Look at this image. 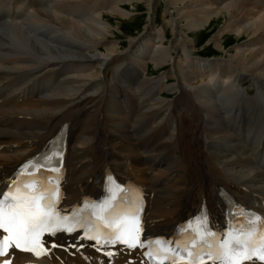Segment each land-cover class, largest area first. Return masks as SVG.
I'll return each mask as SVG.
<instances>
[{"label":"bare ground","instance_id":"1","mask_svg":"<svg viewBox=\"0 0 264 264\" xmlns=\"http://www.w3.org/2000/svg\"><path fill=\"white\" fill-rule=\"evenodd\" d=\"M103 1L91 3L115 16H128L117 7L120 2L122 6L131 0ZM22 2L10 0V10H0V62L6 61V68H0V180L7 178L22 159L44 148L60 127L68 125L65 201L99 195V180L113 163L123 174H136L139 181L150 186L146 215L149 233L169 235L177 222L191 215L202 197H207L214 217H220L226 200L218 199L219 186L238 196L249 192L264 196V169L259 165V158L264 156V152L260 153L264 145V89L259 86L251 95L238 87L248 78L264 84V49L256 48L258 41L264 42V0H168L174 30L168 48L158 47L165 44L168 36L163 27L156 30L150 24L154 18L149 16L141 39L133 36L124 53L108 40L106 33L111 30L103 22L106 15L99 9L85 6L91 11L90 17L85 18L75 13L79 8H66L62 4H73L64 2L58 7L66 13L63 19L38 12L35 20L49 17L51 26L60 24V28L51 29L31 19L37 10L30 11V1ZM111 2V6H105ZM158 2L147 1L149 13L158 11ZM211 3L220 6L186 15L181 11L188 5ZM215 11H222L226 18L220 34L235 33L237 40L248 38L227 59L230 77L220 83L225 89L221 92L224 99L217 97L219 92L213 94L212 82L217 65L228 63L226 59L193 57L196 40L191 35L198 36V29ZM218 18H213L209 26ZM83 24L93 36L81 31ZM152 42L155 49L149 47ZM117 56L134 57L143 68L150 63L158 69L170 64L172 75L163 71L157 78L148 77L145 68L143 72L128 58L120 60ZM185 59L197 61L196 69L207 79L203 86L209 82L206 87L193 88L196 78L186 67ZM124 62L137 78L123 74ZM71 63L80 65L79 70L70 69ZM226 63L221 64L225 70L217 71L218 80L225 77ZM38 64L39 68H35ZM111 66H116V70L108 79V70L104 71ZM171 77L176 80L168 86L165 81ZM174 90L178 95L172 100L160 96L162 91ZM161 155L166 156L167 167L148 174L154 165L162 163L157 161ZM121 157L132 160L131 170L122 165L118 159ZM106 183L102 181L101 186ZM53 252L67 264L107 262L99 261L100 257L89 250L84 253L90 262L79 253L58 249ZM8 261L19 264L18 254ZM112 262L107 264H126L119 258ZM129 264L138 263L134 260Z\"/></svg>","mask_w":264,"mask_h":264},{"label":"snow or ice","instance_id":"2","mask_svg":"<svg viewBox=\"0 0 264 264\" xmlns=\"http://www.w3.org/2000/svg\"><path fill=\"white\" fill-rule=\"evenodd\" d=\"M51 159V156L47 157V160ZM38 165L40 168L43 167L39 161L29 162L25 166V172L29 167L37 168ZM53 171H59V169H53ZM0 195L3 193L0 192ZM7 196L8 199L0 200V229L7 233L0 240V256L8 255L10 248H21L22 244L28 245L23 249L25 251L34 252L37 256L46 254L47 250L42 247L39 237L44 231L55 235L56 231L61 229L62 221L68 219V217H60L55 211L57 194L42 190L41 182L33 179L30 183L22 185L18 181L14 191H9ZM105 224L113 229L115 239H104L103 244L123 242L130 247H135L140 243L137 235L140 231L139 218L134 213H125L111 222L105 221ZM254 224V221H250L238 229L237 234L225 238L223 235L209 231L205 227V219L198 217L194 223L190 222L187 226L192 234L189 241L183 242L176 248L157 249L156 256L163 257L157 261V264H165V262L167 264H204L205 256L215 264H247V262L256 264L257 261L264 264V231L260 233L254 230L246 231V229H254ZM259 226L261 230H264V218L260 219ZM66 230L73 231L71 227ZM88 238L101 243L100 235ZM181 248L183 255L179 254ZM147 255L153 257V253H147ZM3 264H9V261L4 260Z\"/></svg>","mask_w":264,"mask_h":264},{"label":"rangeland","instance_id":"3","mask_svg":"<svg viewBox=\"0 0 264 264\" xmlns=\"http://www.w3.org/2000/svg\"><path fill=\"white\" fill-rule=\"evenodd\" d=\"M55 1L58 4V6L60 3H63V2L72 4L69 0H55ZM73 1H75V0H73ZM85 1L86 0H82V3H85ZM92 1H98V0H90L88 3H85L82 8L84 9L85 13H88V14H90L91 11H89L85 6H89L93 9H99L102 12L104 10H106V12L105 11L103 12V14L106 15V18H104L103 22L106 23V25H108L110 27V30H111L110 32H107L106 35L108 36L107 37L108 40H112L111 43L117 44L116 48L118 49L119 52L121 51L120 53H124L128 49L127 47L130 44L129 41L131 40V38L133 36L138 41L141 39L142 35L144 34V32L148 28V26H146V25H147L149 16L150 17L152 16V18H154L152 20L150 19V24L153 23L154 28L156 30H157V28L159 30V29H162V27H163L164 33L168 36V38H166V40H165V44L158 45L159 48L160 47L168 48L169 44L171 43V41L174 38V30L172 29V26H171L172 24L170 22V19L172 16L171 15L172 7L167 3L168 0H159V2L157 4L158 11L157 10L155 12L151 11V13H149L148 8L146 7L148 0L126 1L125 3L122 4V6L120 5L122 2H120L119 6L117 8L119 10H123L124 12L127 13L128 16H126V18L121 17V16H115V15L107 12L108 9L100 8L97 5V3L92 4L91 3ZM104 1H106V0H104ZM123 1H125V0H123ZM215 4H217V3H215ZM215 4L211 3V4H207V5H202V6L195 5V6H191L189 8H188V6H189L188 5V6L183 7L181 11H182V13H184L186 15L189 13H195V12L199 11V9H203V8L206 9V11L208 9L214 10L215 8L220 6V5H215ZM109 5L111 6L112 2H111V4L106 3L105 6H109ZM182 6H183V4H182ZM56 8H58V7H56ZM38 12H49V13L55 14L56 18H60V19H63V17L65 16V14L64 15L59 14L56 10H54L52 12V10L42 9V10H37L34 14L31 15L30 18L35 20ZM224 15L225 14L222 13V11L213 12L211 19H209L207 23H204V26H201L198 29V31H197V32H199L198 36L197 35L194 36V34L191 35L194 38V40H196L194 42V48H193V54H194L193 57L194 58L199 59V60H200V58H203L201 60L207 59L208 61H209V59H222V58H224L228 62V63H226V62L221 63V64L226 63V72H225L226 74H225V77L221 78L220 80H218V79L215 80V77L218 74L217 71H221L222 69L225 70V68L222 67L221 64L217 65L216 75H215L214 80L212 82L213 85H215L214 84L215 82L221 83L224 79L230 77V60H227V59H230L229 58L230 53H232L236 50L235 47L242 45L244 42H246L248 40L247 37H243L242 39L237 40L236 39L237 35L235 33L226 32L224 34H220V30L222 29V27L226 23V18H224ZM218 17H223V18L220 19ZM213 18H215L216 20L218 18L220 20H218V22L216 21L215 23L213 22L212 25L209 26V23L211 22V20ZM50 19L51 18H49V17H43V18H41L39 20H35V21L40 22L42 24H45L47 26H51V22H48V21H50ZM154 20L156 21V24L159 27L155 26ZM167 20H168V22H167ZM183 20L186 24V20L185 19H183ZM184 22H181V24H183ZM53 25L60 26V24H56V23H53ZM84 26L85 25L83 24V26H82L83 29L81 28L82 29L81 31L86 32V34H88L90 36H93L94 34L91 33L92 31L90 32V29H88L87 27H84ZM95 35H98V34H95ZM98 36L101 37V35H98ZM250 38H252V37H250ZM258 42H259V44L256 45V48L257 49H259V48L264 49V42L263 41H258ZM261 42H263V43L261 44ZM155 46H156V44H154V46H153V42L150 43V45H149L150 49H153V48L155 49ZM217 46H221L222 48H218ZM244 47H246V46H244ZM103 52L107 53V49L104 48ZM175 54H176V52H175ZM183 57H184V55H183ZM117 58H119L120 60L121 59L125 60L126 58H128L131 64L136 65L138 68H142V69L145 68L146 71L148 72V74H150V75H157L158 74L157 71L158 70L161 71L158 76H150L152 78H157L163 73H166L168 75H172L171 67L168 68V66H171L170 64L164 65V66H162V68L158 69L152 63H150L149 67L146 68V65H145L143 68L142 66L138 65V63L135 61L134 57L130 58V57H119V56H117ZM184 63L186 65V67H188L190 69L191 74L196 78V80L194 79V81H193L194 84L192 83L194 89H198L200 87L199 88V90H200L209 84V82H208V84L203 86L207 82V79L204 78L203 77L204 75L196 69L197 61H190L189 59H185ZM115 67H114L113 72H112V70L110 71V73L112 72V74H110L111 75L110 79L112 78V76L115 73V70H116ZM0 68L1 69L6 68V61L0 62ZM109 68L110 67L106 68L104 73ZM131 68L132 67L130 65H128L127 62H124L123 67H122V72H123V74H126L128 78L135 79V78H137V74L135 72H131L130 71ZM145 69L143 70V72H145ZM148 69H149V71H148ZM219 76H221V74ZM148 77H149V75H148ZM174 80H176V79H174ZM174 80L172 81L173 85L175 83ZM167 84H168V86H171L170 83H167ZM263 85L261 86L262 89H264ZM170 89H172V87ZM170 89H168V91ZM257 89H258V87H257ZM199 90H197V91H199ZM174 91H176V90H174ZM165 102L173 103V101H165Z\"/></svg>","mask_w":264,"mask_h":264}]
</instances>
